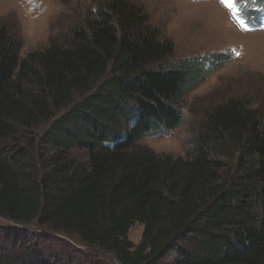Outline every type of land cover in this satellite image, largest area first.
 <instances>
[{
    "label": "trees",
    "instance_id": "1",
    "mask_svg": "<svg viewBox=\"0 0 264 264\" xmlns=\"http://www.w3.org/2000/svg\"><path fill=\"white\" fill-rule=\"evenodd\" d=\"M22 49L0 17V218L12 223L0 264H105L97 252L118 264H264L261 109L212 108L185 157L143 145L179 129L206 73L168 64L173 42L129 0H107L47 49ZM137 223L139 245L128 238Z\"/></svg>",
    "mask_w": 264,
    "mask_h": 264
},
{
    "label": "rangeland",
    "instance_id": "2",
    "mask_svg": "<svg viewBox=\"0 0 264 264\" xmlns=\"http://www.w3.org/2000/svg\"><path fill=\"white\" fill-rule=\"evenodd\" d=\"M146 11L151 24L162 38L175 46L168 64L194 63L203 67L197 86L184 99L185 120L179 129L166 135L152 136L142 144L160 155L185 157L192 149L198 125L206 112L232 99H242L264 112V0L249 3L248 23L258 30L242 31L228 9L219 0H129ZM107 0H0V17L8 20L23 42L22 56L47 49L52 40L62 42L73 28L95 18ZM218 56L224 60L216 64ZM218 65V66H216ZM44 125L31 137L39 140L48 129ZM75 156L86 161L88 155L76 150ZM0 218V228L10 226ZM30 229L29 227H24ZM36 233L54 236L46 229ZM144 227L139 223L130 230V241H143ZM86 252L87 247L74 240L55 235ZM56 251L62 248L54 245ZM89 254V253H88ZM105 264H118L111 255L95 253Z\"/></svg>",
    "mask_w": 264,
    "mask_h": 264
},
{
    "label": "snow or ice",
    "instance_id": "3",
    "mask_svg": "<svg viewBox=\"0 0 264 264\" xmlns=\"http://www.w3.org/2000/svg\"><path fill=\"white\" fill-rule=\"evenodd\" d=\"M255 2L256 0H219V3L228 9L242 31L258 30L248 23L246 14L249 3ZM260 11H264V7L260 8ZM259 30H264V24L260 25Z\"/></svg>",
    "mask_w": 264,
    "mask_h": 264
}]
</instances>
